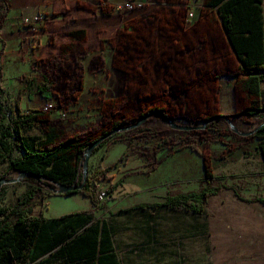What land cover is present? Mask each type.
<instances>
[{"label": "rangeland", "instance_id": "1", "mask_svg": "<svg viewBox=\"0 0 264 264\" xmlns=\"http://www.w3.org/2000/svg\"><path fill=\"white\" fill-rule=\"evenodd\" d=\"M114 13L115 18L129 14ZM27 20L24 19L22 24L26 28L22 29L21 36L25 39L24 47L21 43H13L8 49L10 53L20 54L25 65L24 68L21 63H16L19 70L25 69L20 76L21 82L31 86L32 97L37 92L34 91L37 80L42 82L45 71L48 77L42 86L46 83L47 89L53 92L58 91L60 81L69 80L71 85L81 82L84 86L80 94L76 87L61 92V95L57 92L61 98L66 97V101L57 95L51 101L52 121L63 137L89 135L94 139L100 136L111 120L102 112L110 99L137 103L133 99L111 98L116 95L115 82L106 79V73L96 74L89 67V60L95 57L93 53L80 61L83 69L76 66L72 56L62 61L60 69L52 66L55 60L49 61L52 58H46L41 52V42L45 39H40V32L34 33L36 28L41 29L47 18L43 16L36 28ZM81 24L97 26V21L93 19ZM33 39H39L33 47L36 54L30 51L33 44L29 45V40ZM84 47L88 49L85 45L81 48ZM80 50L73 48V53L79 57ZM13 66L7 60L2 67L5 84L12 81ZM115 120L113 122L132 121L122 116ZM173 120L178 124H196V118L178 116ZM231 120L235 127L243 130L251 128L260 118L239 111ZM227 125L224 121H215L203 129L174 130L166 121L153 116L143 125L108 138L89 157L88 174L101 165L108 169L110 177V180L98 181L96 186L108 187L110 182L116 185L108 192L107 199L92 208L88 197L78 192L50 195L36 211L40 210L43 217L92 211L93 218L76 234L92 229L94 233H108L110 249L115 252L118 264H264V204L240 199L232 191H238L248 200L264 197V167L255 148L257 138L252 135L242 137L229 130ZM5 168V165L0 167V178ZM28 186L23 179L2 185L0 206L12 204ZM218 186V193L211 194V189ZM204 190L208 194L201 214L165 206L131 208L140 203H160L178 192L199 194ZM58 260L54 254H47L38 256L32 264H56Z\"/></svg>", "mask_w": 264, "mask_h": 264}, {"label": "crops", "instance_id": "2", "mask_svg": "<svg viewBox=\"0 0 264 264\" xmlns=\"http://www.w3.org/2000/svg\"><path fill=\"white\" fill-rule=\"evenodd\" d=\"M107 1L112 4L123 0ZM151 1L152 4L143 10L116 18L110 6H103L100 0H6V8L0 1L2 67L7 60L15 65L12 81L5 84L4 73L1 72L0 85L12 115L16 103L21 111L47 103L38 91L42 82H46V71L42 82L37 80L34 89L37 92L32 97L31 86L21 82L20 76L25 69L17 67L16 63L24 65L20 54L10 53L8 49L13 43H21L24 47L25 39H21L22 29H26L22 25L23 20L33 21L38 15L45 16L47 21L34 33L40 32V39H45L41 42V52L46 54V58H52L49 61L55 60L52 66L60 69L62 61L72 56L76 66L83 69L80 61L93 53L95 57L89 60V67L96 74L106 73L105 78L115 82L116 95L111 98L137 100L125 110L128 118L135 116L139 109L146 111L151 108L161 109L173 118L184 116L192 119L211 114L233 116L250 106L253 100L240 85L239 60L224 32L216 7L207 6L206 0ZM262 5L264 14V0ZM189 13H192L191 17ZM93 19L97 26L81 24ZM74 31L77 32L75 35L72 34ZM38 40H29V45L33 44L30 49L33 54H36L33 47ZM84 45L88 49L81 48ZM77 47L81 49L79 57L73 53V48ZM44 85L48 88L46 83ZM57 86L60 95L75 87L80 94L84 87L81 82L71 85L69 80L60 81ZM47 91L52 93L49 101L55 95L67 100L57 92ZM112 100L103 106L104 114L122 103ZM53 116L52 111L51 121ZM52 126L58 128L53 121ZM39 133V129L28 131L29 135ZM37 209L35 212L40 213Z\"/></svg>", "mask_w": 264, "mask_h": 264}, {"label": "trees", "instance_id": "3", "mask_svg": "<svg viewBox=\"0 0 264 264\" xmlns=\"http://www.w3.org/2000/svg\"><path fill=\"white\" fill-rule=\"evenodd\" d=\"M6 8V0H0ZM205 4L216 7L225 34L232 45L242 77V89L252 98L250 106L243 113L258 116L264 122V22L262 0H206ZM77 32H73L75 35ZM2 62L0 55V78ZM46 85L38 88L39 93L49 102L52 93ZM4 90L0 85V167L5 165L2 177L10 173L27 171L37 174L40 181L23 178L29 183L12 204L0 206V264H32L34 259L45 254L59 258L56 264H118L116 254L110 249V236L104 232L94 233V229L76 234L93 217L92 211L68 213L46 219L35 209L45 197L81 193L88 197L92 208L99 204L101 190L111 192L115 184L96 186L102 179L110 180L108 169L96 166L87 175L86 182L78 191L57 193L49 190L58 184L82 183V158L87 145L94 139L89 135H70L63 137L58 128L52 126V109L36 108L21 111L15 104L14 115L9 110ZM129 105L128 103L124 106ZM164 121V120H163ZM122 123V122H121ZM119 123V124H121ZM228 127V126H227ZM229 128V127H228ZM39 129V134L29 135L28 131ZM257 138L255 148L261 155L264 167V125L259 126L252 135ZM97 138V137H96ZM104 139L94 150H99ZM92 152V153H94ZM206 174L209 176V170ZM1 177V178H2ZM227 187V186H225ZM220 187H213L216 195ZM240 199L261 202L264 197L245 199L233 190ZM208 192H178L160 203H140L131 208L146 209L165 206L173 210H188L202 213V205ZM106 231V230H105ZM99 235V236H98Z\"/></svg>", "mask_w": 264, "mask_h": 264}, {"label": "water", "instance_id": "4", "mask_svg": "<svg viewBox=\"0 0 264 264\" xmlns=\"http://www.w3.org/2000/svg\"><path fill=\"white\" fill-rule=\"evenodd\" d=\"M153 114L164 118L167 121V124L169 125L170 128L175 129V130H185V131L193 130L196 128L203 129L205 127V125L210 123L211 121H214V120H216V121L221 120L222 121L223 120L228 124L227 126L234 133H237L239 135H247L248 136V135L253 134L259 126L264 125V122H260L259 124L253 123V125L251 126V128H249V130H247V129L240 130L237 127H235L234 124L232 123L231 116L225 115V114L207 118L201 124L199 123V124L185 125V124H178V123L173 122L171 119H169V117L165 116L160 111L151 110L150 112H148L147 114L142 116L139 121L134 122V123L129 124V125H126V126L114 127L113 129L109 130L108 132H105L104 134H102L101 136H98L91 143H89L87 145V147L85 148V150L83 152V158H82V167H81L82 168V183L76 184V185H74L73 183L69 184V185H62V184H58V182H53L54 186L49 187V190L53 191V192H57V193L80 190L83 187V184L86 182L87 175H88L87 167H88L89 157L93 154L92 152H94L95 148L104 139H108V138L112 137L113 135H115L116 133L124 132V131L132 129L136 126L142 125ZM25 177L26 178H32V179L37 180V181H40V179H41V177L39 175L33 174V173H27V171L13 172V173H10L9 177L0 178V189H1L2 185L6 184V183H13L16 181H20L21 179H23Z\"/></svg>", "mask_w": 264, "mask_h": 264}, {"label": "flooded vegetation", "instance_id": "5", "mask_svg": "<svg viewBox=\"0 0 264 264\" xmlns=\"http://www.w3.org/2000/svg\"><path fill=\"white\" fill-rule=\"evenodd\" d=\"M126 103H128L129 105H127V106H124V104H126ZM126 103H120L118 106H116V107H114L113 109H110L109 111H108V113L106 112L105 113V116L107 115L108 116V118H110L111 120L109 121V127L107 128V129H105L103 132H102V134H104L105 132H108L109 130H111V129H113L114 127H118V126H126V125H129V124H132V123H134V122H137V121H139L140 119H141V117L142 116H144L145 114H147L148 112H150L151 110H157V111H160V112H162L165 116H167V117H169V119H171L173 122H174V120H173V117H170L169 116V114H167V113H165L164 111H162L161 109H158V108H151V109H149V110H146V111H142L141 109H139V111H138V113L136 114V118L134 117V116H131V117H129L132 121H127V122H124V123H122L123 125H120L119 124V122L121 123L122 122V120L121 121H119V122H113L115 119H120V117L122 116L123 118H126V119H128V117L124 114V112H125V110H127L128 108H130L131 106H132V103L131 102H126ZM158 117V118H160L161 120H164V121H166L164 118H162V117H160V116H158V115H152L151 117H149L148 118V120L147 121H149L152 117ZM213 116H218V115H216V114H211V115H207V116H203V117H198V118H196V121L194 122V123H196V124H201L205 119H207V118H210V117H213ZM231 117H233L232 115H230ZM134 118V119H133ZM116 121V120H115ZM146 121V122H147ZM216 120H214V121H211L210 123H212V122H215ZM218 121H221V120H217L216 122H218ZM223 121V120H222ZM146 122H144L143 124H145ZM167 122V121H166ZM225 122V121H224ZM142 124V125H143ZM209 124V123H208ZM207 125V124H206ZM130 130V129H129ZM175 130V129H174ZM229 130H231L230 128H229ZM128 131V130H127ZM124 132H126V131H124ZM102 134H100V136L102 135ZM107 140V139H106Z\"/></svg>", "mask_w": 264, "mask_h": 264}, {"label": "built area", "instance_id": "6", "mask_svg": "<svg viewBox=\"0 0 264 264\" xmlns=\"http://www.w3.org/2000/svg\"><path fill=\"white\" fill-rule=\"evenodd\" d=\"M100 2L103 6H110V8L113 11H119L121 13H126V14L140 9L143 10L147 6L152 4L151 0H123L112 4L107 0H100ZM188 16L191 17L192 13H189ZM42 17H43L42 15H38L34 18L33 21H31L30 19H28L27 21H29V23H31V25H33L36 28V23H39ZM51 103H52L51 101L45 103L42 106V108H44V110L51 109L53 107ZM108 196H109L108 192L101 190L99 193V201L107 199Z\"/></svg>", "mask_w": 264, "mask_h": 264}]
</instances>
